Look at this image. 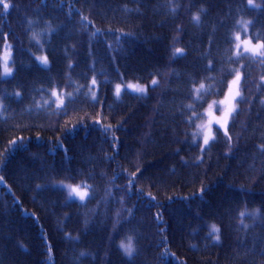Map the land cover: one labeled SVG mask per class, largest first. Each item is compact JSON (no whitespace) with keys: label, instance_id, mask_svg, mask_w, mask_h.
<instances>
[{"label":"trees","instance_id":"trees-1","mask_svg":"<svg viewBox=\"0 0 264 264\" xmlns=\"http://www.w3.org/2000/svg\"><path fill=\"white\" fill-rule=\"evenodd\" d=\"M140 1L145 4V9L137 12L138 16L132 12L129 17H122L118 12L116 0H27L21 5L10 0V8L14 12H0V122L7 123L4 129L0 125V157L6 159V149L14 153L13 159L18 161L17 183L28 188L32 171L28 169L25 174L18 172L23 161L29 167L47 169L53 166L54 156L62 154L69 162H74L72 145L75 142L79 153L76 160L79 164L74 167L76 176H58V173L56 178H61L59 182L80 184L90 191L86 201L74 200L70 210L62 209L51 216L43 212L55 248V254L47 264H60L59 254L64 251V243L74 246L76 259L83 264H90V259L99 260V264H264V239L258 234L264 233V212L252 207L254 195L248 194L245 191L247 188H242L240 184V177L256 178V175L247 171L239 177L235 171H227L228 166L231 167L230 154L239 152L242 146L250 143L256 146V151H251L255 152L257 163L264 162V70L256 66V63L263 65L264 59L236 57L234 35L230 46L222 45L220 50L214 45L223 29L234 34L241 33L264 45V38H260L264 32V18L259 19L248 12L250 8L264 14V0H251V4L249 0H201V6L215 9L211 28L207 27L206 32L200 31V26L195 23L196 10L188 12L184 7L188 0L167 5H163L164 0ZM51 3L55 6L67 5L68 13L62 14L54 6L52 12L43 14L42 18L29 19L38 7ZM233 5L240 6L231 8ZM106 20L115 25V31L108 41L103 39L102 45L99 42L102 33L100 25ZM153 30L157 33L155 36ZM196 31L202 38L193 36ZM119 33L127 36V47L140 51L134 63L138 70L160 68L158 61L161 55L173 58L170 53L174 55L177 48L182 49L184 54L176 55L188 62L192 73L205 81L217 83L211 97H222L231 79L240 72L247 90H242L238 104L241 111L236 126L224 128L209 147L200 148L193 141L190 129L184 126L187 115L182 113L179 116L180 125L170 117L165 118L156 132L145 138L141 122L148 126L154 124L151 116L137 113L140 109L138 105L145 103L144 100L133 98L130 101L132 98L126 95L129 93L123 92L120 106L114 110L118 118L116 113L103 106V88L97 92L95 99L90 89L88 94H83L78 74L94 57L93 51H100L96 58L104 66H111L113 58L108 50L110 45L118 46ZM195 46L211 56L210 62L215 68H199L196 59L188 58L190 55L187 57ZM6 48L12 52L13 73L9 77L3 75L2 66V54ZM24 49L27 56L19 57ZM116 50V56H120V46ZM41 54L48 58L46 67L37 59ZM21 58L30 59L23 75L17 64ZM167 64L176 70L182 69L172 60H167ZM57 69L68 72L70 79L59 82L55 73ZM21 75L24 83L18 86L15 82ZM95 81L98 89L101 82L99 79ZM80 94L86 96L83 101L89 109L84 110L87 106L80 108L77 99ZM141 97L146 99L150 96ZM161 100L156 105L164 110H169L165 105L174 102L165 99L163 104ZM191 110L195 116L203 108L193 106ZM125 118L130 119L132 126L137 123L136 119L139 121L132 137L122 121ZM60 126L65 140L52 145V153L46 156L43 149L46 145L41 143L46 139L43 130L53 136L60 135ZM97 136L104 141L103 159L93 156L92 145ZM183 141L194 144L191 157L200 161L195 170L186 169L184 165L178 168L172 159L165 158L156 169L148 171L146 167L144 176H138L140 163L148 166L144 157L147 149L155 145L152 152H159L156 156L171 155ZM182 152L188 156L185 149L182 148ZM126 153L132 156L127 158ZM197 170L206 178L208 188L202 187L204 191L198 192L197 198L201 201L195 206L191 200H178L176 196L182 188L193 193V186L197 184L193 175ZM223 174H226L225 177L219 180ZM217 180L219 190L213 195L209 187ZM261 182H264V177ZM63 192L67 194L65 189ZM256 192L264 197V188ZM53 196V191L47 194L49 198ZM58 199L53 201L56 203ZM45 206L48 207L49 203L46 202ZM192 206L196 213H191ZM144 211L150 214L146 216ZM238 219L242 221L240 227L235 224ZM98 221H103L105 230L95 231L99 227ZM212 225L219 229V240L212 231ZM29 226L0 221L2 264H45L43 254L35 252L33 243L38 226ZM125 228H131L133 232L127 233ZM204 228L212 234L208 239L203 238L204 243L181 244L188 239L196 240L198 232ZM223 229L225 236L233 229H240V234L235 238L233 236L234 239L223 240ZM149 234L153 236L145 249ZM128 237H132L134 247L131 255L120 246L122 242H128Z\"/></svg>","mask_w":264,"mask_h":264},{"label":"bare ground","instance_id":"bare-ground-1","mask_svg":"<svg viewBox=\"0 0 264 264\" xmlns=\"http://www.w3.org/2000/svg\"><path fill=\"white\" fill-rule=\"evenodd\" d=\"M15 4H23L26 3L27 0H12ZM178 0H164L163 5H167L170 3H177ZM202 3L201 0H188L184 7L186 10L194 11L196 10L195 17H199V20H195V23H197L200 31L206 32V28H211V22L214 18L213 15L215 14V9H210L207 5H200ZM147 5V4H146ZM200 5V6H199ZM55 6L54 3L48 4V5H42L38 7L36 10L37 12L31 15L29 19L38 20L42 18L41 16L43 14L52 12L53 7ZM145 4L141 2L140 0H116V9L118 12L122 15V17H129L130 13L134 12L137 15V12H142V8L145 9ZM240 5H233L230 6L231 8H237ZM56 10L60 13H68V7L65 4H56ZM31 10H33L31 8ZM1 11H7V12H14L12 8H9L5 10L2 6H0V12ZM248 12L251 15L257 16L259 19L264 18V14H261L259 12H256L253 9L248 8ZM138 16V15H137ZM264 21V20H263ZM262 21V22H263ZM101 26V35L99 42L103 45V39L108 41L110 37L114 34L115 31V25L111 21H103ZM264 29V23L262 25ZM150 31V29H149ZM127 33V32H126ZM125 34V33H124ZM157 33L153 30V36H155ZM218 34V33H217ZM121 33L118 34L119 38V44L117 47H112L110 45L108 52L111 54L113 58V64L111 66H104L98 58H96L100 51H93L91 59L87 61V63L84 65L83 71H81L78 74V80L80 81L79 85H82L83 94H88L89 89L93 93H95V97L97 98V92L103 88V106L107 108L108 110L116 113L114 110L119 106L122 100V96L115 95L114 94V88L116 86L122 85V84H128L130 82H136L140 84H144L147 86V92L144 94H139L135 92H130L129 90L125 91L126 93L132 94H126L130 101L134 99L144 100L145 103H142L138 106H140V109L137 110V113L140 116H146L150 117L153 120V126H148L145 124H142V133L146 137L152 136L156 132V128L160 126L161 120L170 117L172 121L175 124H179V116L182 113H185L187 115L186 121H185V127L190 129L191 136L193 137V141L197 143L200 148H207L209 147L210 143L204 147L202 143V137L200 134V124L206 119L205 118V111L208 108V106L216 101L219 100L221 97H216L212 95V90L217 89V83H210L208 81H205L200 76L196 75L194 72L192 73L189 64L185 60H180L179 56L173 55L171 51H169L170 57H166L161 55L159 57V61L161 63L160 68H157L155 70H152L151 68H145L138 70L134 67L135 59L138 58V55L140 54V51H137L134 47H127L126 46V35H122ZM234 35V42L237 43V37L238 40L243 38L241 33H235L234 32H227L224 29L220 31L219 34V40L214 42V45L216 48L220 47V50H222L223 46H230L232 44V38ZM238 35V36H237ZM121 36V37H120ZM140 36V35H139ZM195 37L202 38L200 33L196 31V33L193 35ZM260 38H264V32L261 33ZM23 40V41H22ZM21 41L24 42V38H21ZM101 44L98 46H101ZM223 45V46H222ZM120 46V56L117 55L118 47ZM102 47V46H101ZM200 48H194L190 49L189 54L187 55L188 58L193 57L197 61V67L199 68H215V66L210 62L211 56L203 53L199 50ZM25 49L22 51V53H19L20 56H27L24 54ZM34 55V53H33ZM42 55V54H41ZM40 56V55H39ZM38 56V58H39ZM163 56V57H162ZM166 59H165V58ZM187 57L185 59H187ZM121 58V60H120ZM170 58V59H168ZM111 60V59H109ZM167 60H172L179 65H181V70H176L172 67H169L167 64ZM195 63V64H196ZM20 73L23 75V70L26 69V66L30 64V59L27 58H21L20 61L17 62ZM198 68V69H199ZM55 73L57 75V79L59 82H65L69 80V73L66 72L64 69H57L55 70ZM18 76L15 84L20 86L24 83L23 76ZM95 79H99L101 82L100 87L97 89L96 84H93L92 81ZM156 80L158 83L156 85L152 84V81ZM233 81V78L231 79ZM203 85L204 87L201 89L200 86ZM240 86L241 91H246L247 86L243 83L242 80H240ZM199 90V92L197 91ZM75 92H77V89H75ZM80 94L77 96V99L79 101L80 108H85L87 104L84 103L83 99H86V96ZM125 95V96H126ZM137 95V96H133ZM141 96H150L146 99H144ZM162 99V100H161ZM174 100L173 103L165 105L169 108V110L162 109L159 105H156L159 100L164 104V100ZM161 103V104H162ZM138 106L135 107V109L138 108ZM197 107V108H203L202 111L197 112V114L194 116V112L191 110V107ZM143 108H146L145 111H142ZM89 109V105L84 109ZM126 109V108H125ZM241 109L237 107L235 109V113L232 115L230 121L226 124H223L221 129H215L214 130V139L219 135H221V132L224 128H231L235 127V122L239 118ZM116 115L119 118V115L116 113ZM125 125H127L128 132L130 133L132 137V131H136L138 129L139 121L136 119L135 126H132V123L130 122L129 118H125L122 120ZM238 123V122H237ZM181 124V123H180ZM179 124V125H180ZM195 124V126H194ZM0 125L2 128L7 125L5 122H0ZM3 128V129H4ZM60 135L56 134L55 136L51 135L49 131L43 130V134L46 139L42 140V144L46 145L44 149L46 156H49V154L52 153L53 147L52 145H57L62 142V140H65V138L61 135L62 128L60 126ZM220 133V134H219ZM48 134V138L46 136ZM134 136V133H133ZM218 136V137H219ZM98 140L96 139L95 142L92 145V151L93 156L98 158L101 156V159H103L104 156V145H103V138L97 136ZM143 138V139H145ZM212 139V140H214ZM211 140V141H212ZM210 141V142H211ZM258 145H260V141L257 142ZM103 145V147H102ZM148 145V144H147ZM193 143L188 141H183L182 145L177 148H175L174 153H166V155L163 156H156L152 151L155 148V145L151 146L149 149H147L144 152V157L147 159V165L145 163H140L141 169L138 171V176L143 177L145 168L148 167V171H150L151 168H157L158 164H161L164 159H172V163L176 165L178 168L182 167L184 165V168L186 169H193L195 170L196 166H199V159L192 158L191 153H193ZM74 149L73 151V160L74 162H69L65 156L61 155H55L54 156V162L53 166L51 168L47 169H40L35 166H30L28 163H25L24 161L21 163V166L18 170L21 174L27 173L28 169H31V180L28 188L20 186V184L17 183L16 180V165L18 164L16 159L14 158V153L10 150H5V158L0 157V221L7 220V221H14V223L21 225L25 224L27 227H31L29 225L36 224L38 226V232L34 236V247L35 252L43 254V259L45 264L49 261L51 256L55 254V248L53 247V242L51 240L50 235L48 234V226L45 223L46 216L43 212L48 215H52L55 212H59L62 209H71L73 207V201L76 199H73L69 197L68 193L64 194L63 187L66 184L64 181H60L61 178H56L57 174L59 175H68L76 176L74 167L77 166L79 163H76V160L79 159V153L76 150V144L72 145ZM185 149L188 153V156L186 153L181 152V149ZM251 150L256 151V146L253 145V143H250V145L242 146L239 152L237 153H231L230 154V162L231 167L228 166L227 171L230 173H233L234 171L237 173V176H242L247 171L251 174L256 175V178L251 176H245L240 177V184L242 188H247L248 194L254 195V202L252 204V207L254 209H261L264 212V197L263 195H258L257 190L264 188V182H261V179L264 177V162H258L255 158V152H252ZM91 151V152H92ZM95 153H98L95 155ZM151 155V156H150ZM153 155L155 156L153 158ZM125 156L127 158H130L132 156L131 153H126ZM171 156V158H170ZM153 158L152 160H149ZM100 159V160H101ZM256 162V163H255ZM171 163V164H172ZM171 164L169 166L171 167ZM239 174V175H238ZM226 174H223L219 180H222L225 177ZM28 177V175H27ZM194 182H197L193 186V193L189 191L186 188H182L181 191H179V195L176 196V199L178 200H191L193 202V205L198 206L200 201L197 198L198 192L202 189V187L205 189L208 188L206 186L207 180L204 178L201 173L197 170L195 174L193 175ZM218 180L215 181L210 187L209 191L215 195L218 193L219 187L217 186ZM15 186V187H14ZM50 190L49 192H54L53 198L47 197L46 191ZM24 194V196H23ZM43 198V199H42ZM54 198H59L56 203L53 201ZM50 201V202H49ZM49 203V206L46 207L45 203ZM209 202V201H208ZM206 207H209L208 203L203 202ZM182 209V208H181ZM191 213H196L195 207L192 206L190 209ZM146 216H148L149 211L143 212ZM204 216V215H203ZM44 220V221H43ZM241 220L238 219L236 221L237 226H241ZM34 223V224H33ZM98 228L95 229V231L98 230H105L103 221H98ZM256 224L254 225V227ZM260 226V223L257 224V227ZM125 232L132 233L133 230L131 228H125ZM52 234V233H51ZM240 229H233L231 232L228 233V235L225 236L224 229H223V240H230L235 238L236 235L239 236ZM261 238L264 239V233H259ZM211 232L208 230L200 229L197 236L198 238L196 240H186L183 243H181L184 246H190L193 243L201 242L204 243V239H208L211 237ZM151 234L146 236L147 243L145 245V249H147L149 241L152 239ZM122 238V237H121ZM204 238V239H203ZM233 238V239H234ZM123 239V238H122ZM22 245H24L22 243ZM17 247V246H16ZM32 247V246H30ZM199 249V247H198ZM60 264H83L80 261L76 259V256L74 254V246L72 244H66L64 243V251H60ZM90 264H99V260L90 259L88 260ZM2 264V262H0Z\"/></svg>","mask_w":264,"mask_h":264},{"label":"rangeland","instance_id":"rangeland-1","mask_svg":"<svg viewBox=\"0 0 264 264\" xmlns=\"http://www.w3.org/2000/svg\"><path fill=\"white\" fill-rule=\"evenodd\" d=\"M238 36V35H237ZM261 43H256L252 42L249 38H241L238 40L237 37V43H236V50L237 53H240L241 55H244V53H249L255 56H258L262 59H264V55H261V51H264V47ZM45 54H42L39 56L45 57ZM7 57V67L10 68L12 71L9 74H5L4 68H5V58ZM2 66H3V75L5 77H9L13 73V67H12V52L9 48H6L2 54ZM256 66H260L262 70H264V64L261 65V63H256ZM238 77V76H237ZM237 77L232 81L231 86L229 90L226 92V94L220 98L219 100H216L212 102L208 108L205 111V120L200 124V134L202 137V143H203V138L206 133L210 131V134L212 137H214V130L217 126H221L223 124H226L230 121L232 115L235 113V110L231 113V115L228 114V110L231 109H236V102H238L242 96L240 92V79L237 81ZM119 85V84H118ZM134 86V87H129V86ZM121 86V92L119 95H122L123 92L129 90L130 92H135L139 94H144L147 92V86L144 84L136 83V82H130L128 84H122ZM138 87H144L146 90L144 92H136L134 88ZM115 93H116V88H115ZM239 93V95H237ZM92 94V92H91ZM96 95V94H95ZM117 95V94H116ZM93 96V95H92ZM212 140V139H211ZM210 140V141H211ZM209 141V143H210ZM208 143V144H209ZM207 144V145H208ZM207 145L203 146L206 147ZM72 187H78L79 191H85L87 192V196L85 197L84 200H80L79 197L75 194L71 196V198L79 200V201H85L89 195L90 191L87 187H84L80 184H66L63 188L66 190V192L69 195V191Z\"/></svg>","mask_w":264,"mask_h":264},{"label":"snow or ice","instance_id":"snow-or-ice-1","mask_svg":"<svg viewBox=\"0 0 264 264\" xmlns=\"http://www.w3.org/2000/svg\"><path fill=\"white\" fill-rule=\"evenodd\" d=\"M249 3L251 4V0H249ZM0 6H2L5 10L9 9L11 7L10 0H0ZM194 19L198 21L199 20V17L198 16L197 17H194ZM261 47H264V46H261ZM176 54L183 55L184 53H183V50L182 49L177 48L175 50L174 55H176ZM239 54L240 53H237V55H239ZM260 54L261 55H264V51H261ZM37 59L45 67L48 65V58L46 56L45 57H41V58H37ZM70 67H71V65H70ZM4 71H5V74H9L12 71L10 68L7 67V57L5 58V68H4ZM238 80H239V77H237V81ZM92 83L95 84L96 81L93 80ZM157 83H158V81H156V80H153L152 81V84L153 85H156ZM129 87H134V86H131L130 85ZM203 87H204L203 85L200 86L201 89ZM134 90L136 92H141L142 93L146 89L144 87H138V88H134ZM197 91L199 92V90H197ZM120 92H121V86L120 85H117L116 86V94H117V96H119ZM53 95H56V93L53 92ZM92 95H93V98L95 99L96 98L95 97V93H93ZM237 95H239V93H237ZM61 103H62V101H61ZM234 110L235 109H231L230 108L228 110V114L231 115V113ZM105 130L107 131L108 129H105ZM211 139H214V137L211 136L210 131H209L208 133H206L204 135V138H203L204 145H207ZM133 175H135V174H133ZM0 179H2V178H0ZM203 191H204V189H201V193ZM73 194L77 195L80 200H84L85 197L87 196V192H85V191H79L78 187H72L70 189V191H69V197H71ZM241 215H243V213ZM212 231L217 234L216 235V239L219 240V234H218L219 233V229L216 227V225H212ZM120 246H121V248L124 250V252L126 254L131 255L133 253V251H134V247H133V244H132V237H128V242L127 243H123L122 242Z\"/></svg>","mask_w":264,"mask_h":264}]
</instances>
